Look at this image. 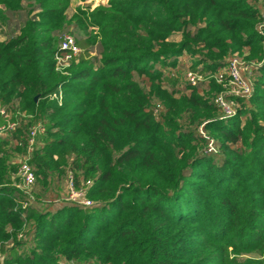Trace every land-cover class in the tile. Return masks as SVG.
<instances>
[{
    "label": "trees",
    "instance_id": "16d2710c",
    "mask_svg": "<svg viewBox=\"0 0 264 264\" xmlns=\"http://www.w3.org/2000/svg\"><path fill=\"white\" fill-rule=\"evenodd\" d=\"M12 1L15 7L0 0V31L10 29L0 43V126L17 123L0 137L3 264H229L251 253L264 259V27L255 28L264 0H110L90 18L106 41L91 43L75 26L81 53L60 82H53L54 59L64 33L45 38L38 27L64 20L67 6L49 5L65 0ZM148 22H157L153 30ZM175 33L182 41L168 44ZM203 48H249L261 59L250 70L252 95L227 96L236 107L232 117L218 116L215 101L201 96L205 82L187 81L188 96L179 88L174 69L184 55L200 57L192 69L201 66L202 76L226 69L201 56ZM60 84L68 92L61 104L51 98ZM24 113L34 119L25 122ZM36 122L45 134L28 154ZM27 156L35 200L23 208L29 200L16 187L22 160L15 159ZM70 171L77 187L93 182L89 198L105 202H65ZM26 231L28 238H19ZM209 245L216 252L203 255Z\"/></svg>",
    "mask_w": 264,
    "mask_h": 264
},
{
    "label": "rangeland",
    "instance_id": "374dc122",
    "mask_svg": "<svg viewBox=\"0 0 264 264\" xmlns=\"http://www.w3.org/2000/svg\"><path fill=\"white\" fill-rule=\"evenodd\" d=\"M109 3H110V0H65L62 2L61 1L51 2L49 6H51L53 8H55V7L58 8L59 6H62V5L67 6L66 18L60 22L53 24V25L50 24V25L39 26L38 31H41V32L44 31L43 35L45 38H49L52 34V31H55V30H62V32L64 34H72L73 35V32L75 31V29H74L75 26H78L80 28L81 35L85 38L87 37L91 43L94 41H97V42L102 41V40L106 41L105 36L102 33V29L93 26V22L90 18H91L92 13L94 12V10H96L97 8H99L101 6L106 7ZM7 5L10 7H15L17 5V3L13 2L12 0H8ZM2 6H0V16H2V14H3V9H5L4 6L2 9L1 8ZM158 18L159 17H157V19ZM262 22H263V20L255 21V28H257V30L259 29V26ZM148 23H149L150 28L153 30L154 23L156 24L157 22H148ZM66 29H68V32L65 31ZM9 33H10L9 28H7V27L2 28V31H0V43L6 40V36L9 35ZM181 41H182L181 34L175 33V35L174 34L171 35V37L169 38V40L167 42L169 44V43H173V42L180 43ZM60 43L58 44L57 49L60 47ZM237 46H236V48H237ZM257 49L258 48L255 49V52H259L260 49L259 50H257ZM200 50L201 51H199V52H202L201 56H205V58H207L209 63L210 62L216 63V62L221 61V62H225L228 64L229 60L236 56L244 64L243 65L244 67L252 68V67L260 66V64H261V59H258L259 61L255 60L254 58H256L257 56L255 57V55H253L252 51L249 48H243L240 51H236L233 53L231 51H229V53H225L221 49H217L213 52H209L208 49H206V48H203ZM107 53L109 54L110 51H108ZM263 55H264V49H263ZM54 61H55V72L59 76L55 77L53 79V82H60V81L64 80L65 78H69L71 75L70 70L74 67L75 63H72L71 66L66 68V69H61V68L58 69L57 65H56V60L54 59ZM199 61H200V57H191L189 55H184V57L181 59V62L179 63L178 68L174 69L175 74L178 76L179 88L184 90V92L182 94L188 96V95H190V93L192 91L190 89H187L188 84H187V80H186V73L189 71H193V72H196V74L200 75V81L201 82H205L203 88L200 90V94L202 97H204L205 99L214 103L216 97L219 94L226 93L227 96H230V89L231 88H230V85L228 83V78L226 77V75H225V78L220 77L223 74V72H221V73H210L207 76H202L200 73V70L202 69L201 66H197V68L195 70L192 69V67L198 65ZM76 64H78V63H76ZM245 77L248 78V76H246V75H245ZM138 80L141 83V85L143 87H145L142 80L141 79H138ZM251 81H252V79H251ZM214 85H218L220 87V89L215 87ZM67 96H68V92L60 84L58 91L56 93H54L51 98L57 100L61 104L62 100L64 98H66ZM127 96H129V93L127 91L122 92L121 95L119 96L120 102H123V101L125 102ZM179 96L180 95H178V97ZM36 97H38V100H37V102H38L39 96H36ZM247 98H249V97H247ZM184 107H185V105L181 103L179 106L178 112L180 113ZM222 112L220 111L218 113V116H220V117L224 116L225 118H227L225 116V114ZM17 115H19V114H17ZM12 116H15V115H12ZM19 117L21 119H23L25 122H27L28 120L34 119L32 115H27L26 113H24L23 115H21ZM36 123H34V126L38 125V122H36ZM43 135L39 136L38 139L36 140V142L38 144H41L40 141H41V138ZM163 144H165L164 141H163ZM165 148L160 153V156H162V157L168 156L167 152L169 151V149L167 147H165ZM20 160H22V158L15 159V161L17 163ZM65 191H66V186L64 187V193H65ZM105 198L106 197L97 196V197H92L90 199L94 202V206H96L98 204L104 203ZM25 236H26V238H28V231H26V233L24 232V237ZM200 241L205 242V239L200 238ZM215 252H216V246H213V245L206 246V248H204L202 251L203 255L207 254V253L214 254ZM229 264H264V259H263V257H261L260 255H258L256 253H251V254H246V255H241V256L235 257L234 260H231V263H229Z\"/></svg>",
    "mask_w": 264,
    "mask_h": 264
},
{
    "label": "built area",
    "instance_id": "2783aa9c",
    "mask_svg": "<svg viewBox=\"0 0 264 264\" xmlns=\"http://www.w3.org/2000/svg\"><path fill=\"white\" fill-rule=\"evenodd\" d=\"M263 22L260 24L259 29L264 27V14L262 16ZM81 53V48L77 45L76 39L72 34H64L60 43L59 52L55 55L57 68L66 69L71 66L74 59ZM244 64L238 57H233L229 60L226 69L220 76H227L228 83L230 85V96L236 97H250L254 91V85L251 81V68L244 67ZM248 76V78L245 77ZM187 81L196 86L200 80V77L193 72L186 74ZM215 103L223 111L227 118L235 115V103L227 100V94L222 93L216 99ZM0 114L6 115V111L0 106ZM17 123L9 120V122L0 126V137L4 136L8 132H12L16 129ZM45 133V127L41 124L33 126L29 134V147L28 154L33 151L36 140L39 136ZM210 150L215 148L210 144ZM29 156V155H28ZM25 157L21 161V166L18 171V178L20 182L16 184V187L20 189L27 197L28 202L25 203L23 208L27 207L32 201L35 200L33 195V187L35 185L36 177L35 173L29 164V157ZM92 181H87L80 187H77L75 174L69 172L66 178V191L63 200L68 203H72L81 207H92L94 202L89 198V189L92 187ZM19 238H25L24 234H20ZM4 263V256L0 251V264ZM59 264H75L74 262H60Z\"/></svg>",
    "mask_w": 264,
    "mask_h": 264
},
{
    "label": "water",
    "instance_id": "95a60500",
    "mask_svg": "<svg viewBox=\"0 0 264 264\" xmlns=\"http://www.w3.org/2000/svg\"><path fill=\"white\" fill-rule=\"evenodd\" d=\"M37 100H38V97L35 98V102H37Z\"/></svg>",
    "mask_w": 264,
    "mask_h": 264
}]
</instances>
